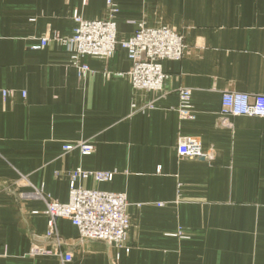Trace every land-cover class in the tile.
Returning <instances> with one entry per match:
<instances>
[{
    "label": "crops",
    "instance_id": "crops-1",
    "mask_svg": "<svg viewBox=\"0 0 264 264\" xmlns=\"http://www.w3.org/2000/svg\"><path fill=\"white\" fill-rule=\"evenodd\" d=\"M111 2L115 13L107 0H0V264H264V118L220 116L224 92L264 95V0ZM74 14L111 17L118 41L138 24L173 29L186 52L161 62L156 93L132 88L121 46L84 58L80 77L63 46L37 48L42 37H71ZM181 89L191 91V119L177 111ZM180 137L198 138L213 160L180 159ZM77 141L94 152L64 153ZM76 169L115 173L77 185L125 194L129 250L79 242L59 219L71 261L30 258L33 245H53L43 199L67 203ZM35 190L43 198H29Z\"/></svg>",
    "mask_w": 264,
    "mask_h": 264
},
{
    "label": "built area",
    "instance_id": "built-area-1",
    "mask_svg": "<svg viewBox=\"0 0 264 264\" xmlns=\"http://www.w3.org/2000/svg\"><path fill=\"white\" fill-rule=\"evenodd\" d=\"M85 5L88 0H82ZM110 12L115 13L111 0H107ZM76 27L69 38H60L56 34L51 37H42L37 48L57 43L63 46L71 55V62L78 68L80 77H85L88 66L81 61L86 57L108 59L114 54L116 47L124 48L132 62L128 73L133 89L145 92H160L163 89L167 75L162 71L161 62L179 61L184 57L186 45L182 35L169 28H147L138 24L133 37L118 41L116 24L110 17L103 21H87L77 14L73 16ZM178 113L191 119L189 89L178 92ZM5 96V93H3ZM152 107L151 104L148 105ZM221 118L227 117H257L264 118V95H246L237 92H224L221 99ZM223 124V123H222ZM77 150L81 155L88 156L94 152V145L88 141H77L64 145V153ZM177 155L180 159L204 160L210 163L214 158V151H203L201 143L195 137H180L177 144ZM114 172H91L76 169L68 174L69 198L67 203L43 199L45 209L43 214L47 218L45 238L51 240L50 249L33 245L28 256L34 258L44 255L59 256L62 263L70 262L72 255L63 254L61 240L56 221L68 220L78 231V241H102L117 249L128 251L126 241L130 229V218L127 213L129 206L123 193L104 192L96 189H87L77 185L78 181L91 179L96 183L111 182ZM29 194L20 195L21 199L28 198ZM43 198L40 191L30 193L29 198Z\"/></svg>",
    "mask_w": 264,
    "mask_h": 264
}]
</instances>
